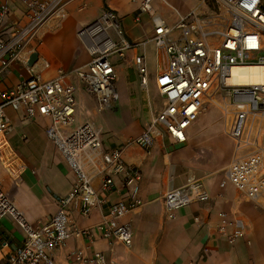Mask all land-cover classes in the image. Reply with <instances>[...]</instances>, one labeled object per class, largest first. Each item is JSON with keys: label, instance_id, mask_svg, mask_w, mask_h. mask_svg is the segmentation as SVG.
Segmentation results:
<instances>
[{"label": "built area", "instance_id": "obj_1", "mask_svg": "<svg viewBox=\"0 0 264 264\" xmlns=\"http://www.w3.org/2000/svg\"><path fill=\"white\" fill-rule=\"evenodd\" d=\"M71 1L21 0L26 20L7 30L4 21L9 13V0H0V72L20 59L45 24L64 17ZM136 1L139 14L146 13L151 21L150 40L163 53V59L156 62V84L162 107L149 118L143 130L125 144L105 148L101 134L89 122L72 126L77 103L74 86L66 81L72 75L83 81L98 109L110 107L118 99L117 73L111 55L116 53L124 58L127 49L144 45L145 41L127 40L119 20L110 10H104L78 33L90 54L85 65L71 70L60 68L50 78L29 73L14 87L0 90V133L8 127L6 107L17 110L22 106L28 117L36 113L48 117L45 134L75 175L71 191L56 198V209L51 217L35 225L13 204L0 184V220L12 217L25 235L22 245L8 253L3 264H55V251L63 248L70 237L88 238L89 231L80 229L70 218L68 205L78 201L79 214L87 217L93 208L106 202L92 185L95 177L100 178L102 191L111 189L115 176L121 177L123 196L109 204L97 228L102 237L130 246V227L120 219L143 201L139 196L141 173L124 161L125 147L139 145L149 151L154 139L164 134L177 143L185 142L186 129L196 120L205 102L220 107L225 117L224 131L234 143L233 158L224 170L225 178L220 186L228 180L247 200L257 204L264 202V150L256 146L254 140L247 146L241 145L248 123L253 117L264 115V83L244 84L231 80L233 66L264 64L261 0H197V5L185 13L175 9L177 19L172 24L154 11V0ZM133 62L139 83L146 88L145 56L134 55ZM207 197L202 180L190 178L184 185L166 190L163 195L165 215L172 218L176 210ZM218 215L221 219L218 233L223 235L226 213ZM242 235V229L237 227L226 237L233 242ZM68 258L84 264H118L107 260L99 251L85 254L76 249Z\"/></svg>", "mask_w": 264, "mask_h": 264}, {"label": "crops", "instance_id": "obj_2", "mask_svg": "<svg viewBox=\"0 0 264 264\" xmlns=\"http://www.w3.org/2000/svg\"><path fill=\"white\" fill-rule=\"evenodd\" d=\"M154 1V11L167 23H174L177 19L176 8L173 7V18H168L159 11V5ZM196 5L197 0H188L183 10H176L185 13ZM104 10H110L116 15L127 40L132 43L145 41L144 45L126 50L129 51V58L124 63L114 60L111 55L117 73L115 86L118 93V99L111 107L116 111L118 103L123 101V93L127 92L126 96L130 97L129 112L133 116L127 125V128L131 125L129 132L121 128H110L102 122L97 116L101 109L97 108L83 81L73 75L68 76L66 81L74 86L77 103L72 126L89 122L101 134L103 146L112 148L137 136L149 118L162 107V99L154 107L149 97L144 96V93L151 90L160 96L156 84V62L157 59H163V53L150 40L153 29L149 18L146 20L145 35L137 30L136 23L141 20L142 14H139L136 0H72L66 6L65 16L45 24L20 59L0 72V90L14 87L29 73L50 78L60 68L71 70L85 65L90 54L78 33L95 21ZM25 13V5L21 0H9V13L4 27L9 30L25 22ZM138 14L139 20L136 21ZM112 35L116 38L114 33ZM33 52L37 58L29 66L27 60ZM137 54L145 56L148 71L146 88L140 85L133 62ZM85 93L91 100L87 99ZM92 103L98 111L91 107ZM133 109L134 113L131 112ZM141 109L144 111L139 116ZM5 112L8 127L0 133L1 188L30 223L39 224L47 221L54 213L56 198L71 191L75 175L45 134L48 117L38 113L28 117L22 106L17 110L6 107ZM80 113L82 116H78ZM224 122L223 116L221 131L226 147H220L210 135L195 137L189 129L191 124L186 129L185 142L177 143L164 134L154 139L149 151L139 145L125 147L124 161L141 173L139 196L143 201L141 206L120 219L130 227V246L113 238L102 237L97 228L109 204L123 196L121 177H114L109 191L100 190L101 180L95 177L92 185L106 202L93 208L87 217L79 214L78 201L68 205L70 218L80 229H87L90 236L70 237L63 248L55 251V264H84L68 258V254L76 249L85 254L99 251L107 260L118 264H264V202L257 204L247 200L228 180L220 186L234 151V143L224 131ZM256 134L255 131L250 136V141H256ZM190 178L202 180L208 193L207 199L184 206L176 210L172 218H167L163 207L164 193L170 188L184 185ZM219 212L226 213L227 218L223 235L218 233L221 225ZM237 227L242 229L243 235L233 242L228 241L226 235ZM24 236L12 217L6 216L0 220V264H3L8 253L22 245Z\"/></svg>", "mask_w": 264, "mask_h": 264}, {"label": "rangeland", "instance_id": "obj_3", "mask_svg": "<svg viewBox=\"0 0 264 264\" xmlns=\"http://www.w3.org/2000/svg\"><path fill=\"white\" fill-rule=\"evenodd\" d=\"M174 1H176L175 2L176 4L172 1H169L168 2L169 4L162 3L160 0H155L154 2L159 5L160 7L159 11L162 14L166 15L168 18H173V13H172L173 7L181 11L183 10V7L186 4H188V0H174ZM148 18L149 16L146 13H143L141 15V20L136 23L137 30L139 31L140 34L145 35L147 31L146 20ZM112 58L114 60L119 61L120 63H124L129 58V51L128 52L126 51L124 58H119L116 53H113ZM126 94L127 92L123 93V98H122L123 101L121 103H118V109L116 111L111 106L105 107L101 109L100 111H98L94 103L91 104V107L95 111H98L97 116L102 120V122H104L106 126L110 128H115V129L121 128L122 130L129 132L130 130L129 128H131L130 127L131 125L128 126V128H127V125H129L131 120H133V116L129 112L130 103L128 102V99H130V97L126 96ZM85 96H88V95L85 93ZM144 96L149 97L154 107L158 106V104L160 103L161 97L152 90L150 92H147L146 94L144 93ZM87 99L91 100L89 96L87 97ZM143 102L142 103L140 102V104H144ZM141 110L138 113L139 116H141L142 112L144 111L143 109ZM203 110H204V113L198 117L196 122H194L193 124L189 126V129L193 131V134L195 137H202L203 135H210L211 138L213 137L212 140L217 142L218 145H220V147L223 145L226 147V140L224 136L222 135V131H221V128L223 127V114H222L220 107L217 104H214L212 102H205L201 111ZM131 112L134 113L135 112L134 109L131 110ZM78 116H82V113H80ZM120 126H124L123 128L125 129H123ZM255 127L258 129L256 131V133L258 134H256L255 144L256 146H259L262 150H264V115H261L257 118L256 116L253 117L252 121L248 123L246 132L243 138L242 146H247L251 144L250 136L252 134L254 135Z\"/></svg>", "mask_w": 264, "mask_h": 264}, {"label": "bare ground", "instance_id": "obj_4", "mask_svg": "<svg viewBox=\"0 0 264 264\" xmlns=\"http://www.w3.org/2000/svg\"><path fill=\"white\" fill-rule=\"evenodd\" d=\"M231 75V80L238 83H264V64L233 66L231 68Z\"/></svg>", "mask_w": 264, "mask_h": 264}, {"label": "water", "instance_id": "obj_5", "mask_svg": "<svg viewBox=\"0 0 264 264\" xmlns=\"http://www.w3.org/2000/svg\"><path fill=\"white\" fill-rule=\"evenodd\" d=\"M37 58V54L35 52L31 53V55L29 56L28 60H27V64L30 66L32 65Z\"/></svg>", "mask_w": 264, "mask_h": 264}, {"label": "trees", "instance_id": "obj_6", "mask_svg": "<svg viewBox=\"0 0 264 264\" xmlns=\"http://www.w3.org/2000/svg\"><path fill=\"white\" fill-rule=\"evenodd\" d=\"M261 7L264 8V0H261Z\"/></svg>", "mask_w": 264, "mask_h": 264}]
</instances>
